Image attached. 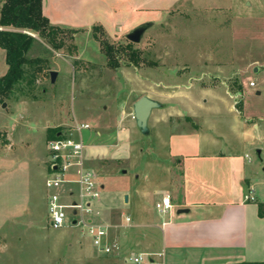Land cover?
Wrapping results in <instances>:
<instances>
[{
    "label": "crops",
    "instance_id": "obj_1",
    "mask_svg": "<svg viewBox=\"0 0 264 264\" xmlns=\"http://www.w3.org/2000/svg\"><path fill=\"white\" fill-rule=\"evenodd\" d=\"M178 8L239 14L244 10L239 0H43L44 14L53 25L100 26L108 33L117 27L133 30L144 23L152 29L165 13ZM245 11L235 15L234 37L264 40V0H247ZM0 50L1 78L9 66L5 50ZM186 59L190 61L189 85L173 86L147 75L140 79L146 86L140 98L149 96L163 104L153 111L149 127L152 121L155 128L161 124L168 128L164 137L158 134L159 144L166 148L164 160H160L159 147L151 150L152 167L166 176L167 183L163 188L152 187L147 172L143 185L134 188L133 202L131 196L125 201L135 205L133 216L120 215L106 203L97 204L99 221L111 225V239L123 244V252L112 256L118 264H129L126 259L133 253H164L156 258L160 264H264V193H257L264 181V58L247 60L236 52ZM58 65L53 70L56 79L63 72L62 64ZM257 66L260 79L252 75ZM232 78L237 83L232 85ZM26 103L17 100L0 107V264H9L10 256L5 254L11 240L31 228L36 202L49 199V131L71 127L66 123L38 125ZM18 110L20 116L14 117ZM186 115L193 123L173 126V120ZM115 124L114 131L106 132L95 123L84 134L87 164L99 172L103 190L112 173L96 168L98 161L129 159L127 140L141 134L136 122L135 129L123 117ZM84 135H80L82 140ZM128 190L126 186L121 191L126 195ZM252 192L255 200L247 201ZM165 195L171 196L173 208L160 218L155 208Z\"/></svg>",
    "mask_w": 264,
    "mask_h": 264
},
{
    "label": "rangeland",
    "instance_id": "obj_2",
    "mask_svg": "<svg viewBox=\"0 0 264 264\" xmlns=\"http://www.w3.org/2000/svg\"><path fill=\"white\" fill-rule=\"evenodd\" d=\"M246 1L239 0L245 13ZM232 2L238 3V0ZM2 3L3 0H0V9ZM236 14L240 15L233 11L220 12L214 9L203 12L186 11L184 8L171 10L145 33L139 44L130 42L126 37L132 31L131 27L127 29L117 27L115 34L108 33L100 26L91 29H74V32L58 37L57 43H63L60 49H56L48 39L33 34L37 41L28 57L47 60V68L39 74L30 95L17 92L18 98L14 96L6 103L12 104L17 100L27 101L24 106L34 117H37L38 125H44L46 122L66 123L71 127L61 128L62 133L73 135L75 139H82L81 133L84 135L92 130L95 123L100 124L99 130L112 132L116 128L115 122L121 117L132 129H135L133 105L146 87L140 80L141 77L147 75L153 81H163L173 86H186L189 85V75H191L190 61L186 57H199L202 54L231 55L238 52L244 54L247 60L249 57L263 60L262 38L237 40L234 37L236 31L233 29V22ZM2 29L3 27H0V30ZM102 40L125 50L121 54V66L118 69L109 67L102 51ZM128 43L134 45V49L141 57L137 66L126 52ZM1 61L0 59V66ZM56 63L62 64L63 72L56 82L52 83L49 71L59 67ZM225 63L228 62L225 60ZM258 68L260 67L253 69L252 75L260 79ZM234 80L235 78L230 79L232 85L237 83V80ZM21 87L26 93L30 90L25 84ZM19 110L14 112V117L20 116ZM25 114L27 116L28 112ZM8 122L10 123L11 120ZM86 122L91 124L89 129L82 128ZM172 123L174 127L184 128L187 124L193 123V120L186 115L173 120ZM77 126L82 128L81 133L77 131ZM167 133V126L161 124L159 128H155L151 121L149 135L142 133L131 135L127 140L131 146L129 159L113 161L108 158L98 161L100 165L96 164V168L104 173H112L111 177L104 181L105 189L100 203H106L120 215L131 216L136 213V207L133 203L126 204L125 198L131 196L133 202L134 188L143 185L144 175L147 172L151 175L152 187L166 186V176L159 172L158 168H153L155 161H151L154 158L151 150L159 147L160 160H164L166 148L162 143L159 144L158 134L164 137ZM40 136L42 139L45 137V135ZM51 140L53 139L49 138L48 147ZM87 141L84 135L85 145ZM141 150L144 153H141ZM97 173L99 175L98 171ZM99 179L102 182L100 175ZM126 186L129 190L124 195L121 190ZM257 193L259 196L264 193V181L258 184ZM155 215L162 217L157 208ZM34 218L30 229L26 227L28 229L22 231V236L11 240L10 251L5 254L6 257L10 256L9 264H118L112 255L101 254L82 229L71 227L53 229L50 226L49 199L40 198L36 202Z\"/></svg>",
    "mask_w": 264,
    "mask_h": 264
},
{
    "label": "built area",
    "instance_id": "obj_3",
    "mask_svg": "<svg viewBox=\"0 0 264 264\" xmlns=\"http://www.w3.org/2000/svg\"><path fill=\"white\" fill-rule=\"evenodd\" d=\"M254 87L255 83L252 82ZM89 124L82 128L89 129ZM77 126V131L82 129ZM50 169L46 185L49 194L50 226L55 230L66 227L80 228L88 236L101 254L120 255L122 243L119 239H111L112 226L99 221L101 215L97 204L100 203L103 186L96 170L89 167L86 158V145L82 139L73 135H60L49 142ZM246 200H255L253 192ZM157 210L169 214L173 208L172 198L165 195L157 203ZM126 222L131 224V219ZM164 253H133L127 259L129 264H160L157 257Z\"/></svg>",
    "mask_w": 264,
    "mask_h": 264
},
{
    "label": "trees",
    "instance_id": "obj_4",
    "mask_svg": "<svg viewBox=\"0 0 264 264\" xmlns=\"http://www.w3.org/2000/svg\"><path fill=\"white\" fill-rule=\"evenodd\" d=\"M0 27L6 29L0 30V48L5 50L6 63L9 66L7 74L0 78V106H2L7 100L16 96L17 92L30 95L39 74L47 68V60L28 57L37 41L33 34L48 39L56 49H60L63 43H57L58 37L74 32V29L53 25L44 14L43 0H3L0 9ZM101 45L109 67L118 69L121 66V54L125 50L105 40L101 41ZM126 49L131 61L137 66L141 57L134 49V45L128 43ZM22 84L30 89L27 93L21 87ZM59 134L64 135L61 128L51 129L49 138L57 139L60 137ZM261 214H264V208H261Z\"/></svg>",
    "mask_w": 264,
    "mask_h": 264
},
{
    "label": "water",
    "instance_id": "obj_5",
    "mask_svg": "<svg viewBox=\"0 0 264 264\" xmlns=\"http://www.w3.org/2000/svg\"><path fill=\"white\" fill-rule=\"evenodd\" d=\"M152 25L150 23H144L135 29H133L130 33L126 35L127 39L135 44L141 43L145 33L150 29ZM259 71V68L257 69ZM57 78V72L52 71L51 72V81L52 83L56 82ZM6 103L3 104L5 107ZM163 107V104L159 101L149 97V96H143L139 98L133 105V112H134V118L137 124V127L139 131L143 135H149L150 134V127H149V121L152 116V113L156 109H161ZM129 197L126 196L125 200L128 201ZM184 211H182L183 213Z\"/></svg>",
    "mask_w": 264,
    "mask_h": 264
}]
</instances>
